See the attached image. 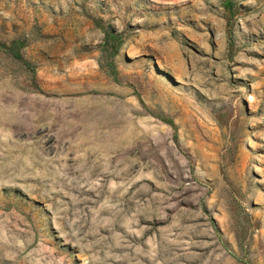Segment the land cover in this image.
I'll list each match as a JSON object with an SVG mask.
<instances>
[{"label": "rangeland", "instance_id": "1", "mask_svg": "<svg viewBox=\"0 0 264 264\" xmlns=\"http://www.w3.org/2000/svg\"><path fill=\"white\" fill-rule=\"evenodd\" d=\"M232 2L0 0V264H264V0Z\"/></svg>", "mask_w": 264, "mask_h": 264}, {"label": "trees", "instance_id": "2", "mask_svg": "<svg viewBox=\"0 0 264 264\" xmlns=\"http://www.w3.org/2000/svg\"><path fill=\"white\" fill-rule=\"evenodd\" d=\"M225 4H226V6L230 9V10H232V7H233V2H232V0H225ZM105 37H106V39L108 40V38H109V40H111V43H112V45H113V47H114V51H116V49H117V47H118V42H115L114 40H115V37L114 36H112V35H110V33L107 31V30H105ZM19 46H21V43L20 42H18V41H13V43H12V45H11V49H12V52H13V54L15 55V56H17L18 58H20L21 56H20V54H19V52H18V48H19ZM172 125L174 124L172 121H169ZM174 126V125H173Z\"/></svg>", "mask_w": 264, "mask_h": 264}]
</instances>
